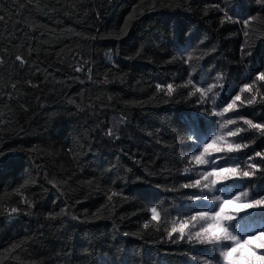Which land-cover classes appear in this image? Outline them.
Masks as SVG:
<instances>
[{
    "label": "trees",
    "instance_id": "trees-1",
    "mask_svg": "<svg viewBox=\"0 0 264 264\" xmlns=\"http://www.w3.org/2000/svg\"><path fill=\"white\" fill-rule=\"evenodd\" d=\"M0 17V264H199L207 246L167 233L196 192L180 187L196 179L184 168L206 167L189 164L195 138L219 130L196 89L220 73L219 107L253 82L241 99L256 100L225 113L245 131L211 157L238 156L264 195V170L247 168L264 169V130L244 123L264 124V4L0 0ZM229 140L249 147L215 151Z\"/></svg>",
    "mask_w": 264,
    "mask_h": 264
},
{
    "label": "snow or ice",
    "instance_id": "snow-or-ice-1",
    "mask_svg": "<svg viewBox=\"0 0 264 264\" xmlns=\"http://www.w3.org/2000/svg\"><path fill=\"white\" fill-rule=\"evenodd\" d=\"M257 2L264 4V0H257ZM228 19L231 20V17ZM244 23L247 27L249 21ZM245 35L248 33L246 32ZM16 60L24 63L21 56H17ZM76 70L82 71L81 68ZM223 79L224 74L220 73L213 85L196 89L201 93L198 103L212 101V115L219 118V130L212 136L211 143L208 140H200L199 136L195 138V147L188 158L189 164L194 162L195 165L206 167L186 166L184 168V174H194L196 179L189 180L181 184L180 187L196 189V192L187 195V199L192 201V205L186 206L189 208V212L171 219V229L167 233V239L172 243L185 241L193 246L196 244L207 246L200 250V254L195 252L191 254V259L198 261L199 264H264V195H260V190L245 180V178H253L256 173L245 170L240 164L238 156L213 158L210 154V149L225 134L234 137L245 131L240 126L234 129L227 128V125L236 124V118L225 117V113L237 110L239 107L237 101L252 104L256 100L255 96L244 98L243 101L241 99V93L251 92L255 82L243 85L240 93H237L230 103L221 108L216 101L219 93L212 92V89L216 84H222ZM256 80L264 81V72H260L256 76ZM188 83H192L191 79ZM156 87L161 89L164 86L157 84ZM166 87L168 94H172L177 86L168 84ZM210 92H212L211 96H209ZM194 94V92H190L189 97ZM240 119H244V117L240 116ZM244 123L251 128L264 130V124L254 123L251 119H244ZM111 134L110 130L109 135ZM247 147H249L248 144L238 140H229L225 142V146L216 147L215 151L233 153ZM256 155L262 156L259 152ZM252 159L253 157H248L249 161ZM247 168L264 170L260 169L259 165L251 163L247 165ZM177 190L169 189V191ZM113 195H117V193H113ZM229 205H234L236 211L226 210ZM18 211L17 208L11 209L12 213ZM150 212L152 219L157 222L164 218V213L159 206L151 207ZM174 234H178L175 239H173ZM184 255H189V252Z\"/></svg>",
    "mask_w": 264,
    "mask_h": 264
},
{
    "label": "rangeland",
    "instance_id": "rangeland-1",
    "mask_svg": "<svg viewBox=\"0 0 264 264\" xmlns=\"http://www.w3.org/2000/svg\"><path fill=\"white\" fill-rule=\"evenodd\" d=\"M107 261H108V260H107ZM108 263H111V262L108 261Z\"/></svg>",
    "mask_w": 264,
    "mask_h": 264
}]
</instances>
